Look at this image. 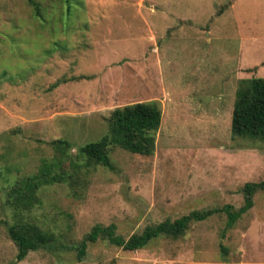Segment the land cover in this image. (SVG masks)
<instances>
[{
    "label": "rangeland",
    "instance_id": "rangeland-1",
    "mask_svg": "<svg viewBox=\"0 0 264 264\" xmlns=\"http://www.w3.org/2000/svg\"><path fill=\"white\" fill-rule=\"evenodd\" d=\"M249 77H264V0H0V264H264V189L232 226L217 213L136 250L99 236L78 258L97 224L127 239L244 204L264 179V142L231 134ZM148 101L162 112L153 154L109 146L110 168L79 152L114 108ZM46 164L60 180L8 202ZM22 221L57 244L16 260L7 225Z\"/></svg>",
    "mask_w": 264,
    "mask_h": 264
},
{
    "label": "trees",
    "instance_id": "trees-1",
    "mask_svg": "<svg viewBox=\"0 0 264 264\" xmlns=\"http://www.w3.org/2000/svg\"><path fill=\"white\" fill-rule=\"evenodd\" d=\"M161 118V109L154 101L135 102L116 107L108 117L107 132L99 139L81 145L79 152L110 168H113V165L107 152L109 146H118L137 154L151 155L155 149V132L160 127ZM231 134L233 137H248L264 142V77L239 79L232 109ZM56 142L67 144L65 140ZM46 165L40 167L34 176L26 177L16 184L9 192L8 202L12 200L16 206L28 205L35 198L34 193L40 185L60 180L59 175L50 173L51 169L48 172L50 166ZM263 189L264 179L259 182H246L242 189L245 195L244 204L238 209H234L231 204H225L222 207L193 210L177 219H165L155 225L146 226L141 233L132 234L127 239L115 233L114 224L94 225L79 244L78 258L81 259L85 254L86 242H94L99 236L126 250H136L159 235H181L191 222L202 221L213 214L224 213L227 217V225L232 226L241 214L252 207L254 193ZM7 232L17 247L15 258L18 261L24 259L30 251L43 247L50 248L58 242L53 234L24 221L7 225Z\"/></svg>",
    "mask_w": 264,
    "mask_h": 264
},
{
    "label": "crops",
    "instance_id": "crops-1",
    "mask_svg": "<svg viewBox=\"0 0 264 264\" xmlns=\"http://www.w3.org/2000/svg\"><path fill=\"white\" fill-rule=\"evenodd\" d=\"M162 119V118H161Z\"/></svg>",
    "mask_w": 264,
    "mask_h": 264
}]
</instances>
